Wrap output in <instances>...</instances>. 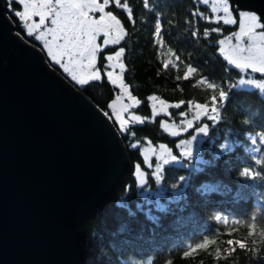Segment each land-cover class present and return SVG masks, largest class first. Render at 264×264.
Listing matches in <instances>:
<instances>
[{
  "label": "trees",
  "instance_id": "1",
  "mask_svg": "<svg viewBox=\"0 0 264 264\" xmlns=\"http://www.w3.org/2000/svg\"><path fill=\"white\" fill-rule=\"evenodd\" d=\"M2 1L16 31L42 49L39 42L25 34L14 15L13 11L21 9V6L13 3L9 9L7 0ZM230 2L234 16L239 19L236 5ZM131 6L134 8L135 25H129L120 10H110L120 16L130 33L121 45L127 49L125 81L142 101L132 111L149 117L150 121L149 95L155 94L169 102L188 99L206 102L211 95H218V92L207 90L206 85L197 83L202 79L221 85L227 98L217 101L221 113L218 123L202 121L210 127L200 144V161L193 165L191 161H184L180 165L166 166L167 176L161 185H156L150 177L146 188L137 187L134 165L140 163L142 169L150 174L151 169L143 164L148 140L152 141L151 145L168 144L170 147L178 142L177 138L160 129L161 120L169 118L161 113L155 123L134 125L135 138L121 133L133 170L115 200L105 209L98 210L97 216L83 226L85 249L89 256L86 264H264V237L260 235L264 231V164L256 165L252 159L264 156V145L259 142L253 145L250 139V135L256 136L259 141L257 134L264 133V93L251 86L229 88L241 74L230 68L219 52L215 43L222 38L219 34L203 37L205 28L222 27L223 35H229L238 30V25H217L203 20L195 26L190 24L194 11L212 15L210 5L200 4L198 0H150L151 10L143 7V0H131ZM157 20L162 23L165 36V44L159 48L153 38ZM194 27L200 30L198 37L192 34ZM168 48L177 52L181 61L175 69L170 67L165 71L161 65L170 58ZM114 50L110 48L107 51ZM100 63H103L102 58ZM49 64L63 73L55 64ZM186 65L197 68L187 81L182 79ZM254 75L260 79L258 74ZM177 76L181 79L177 80ZM66 78L103 111L107 110V104L115 93L106 80L85 89ZM186 109L187 105L180 110L169 108L168 112L172 114L169 121L178 123V111ZM191 135H195V131L182 133L179 138L190 139ZM137 141H140L138 147L131 148L130 144ZM223 143L229 144L230 150L221 151L219 145ZM257 147L262 151H253ZM175 152L178 153L179 149ZM244 167L259 171L261 176H240ZM181 175L186 177L185 181L177 189L171 188V184L179 182ZM155 191L159 196L153 195ZM253 217L256 218V227L250 230L248 223ZM224 220L230 223L225 225ZM233 221L241 223L235 225ZM229 238L241 239L254 252L237 249L226 255L225 241ZM205 239L216 243L187 257L183 255L189 246L194 247Z\"/></svg>",
  "mask_w": 264,
  "mask_h": 264
},
{
  "label": "water",
  "instance_id": "2",
  "mask_svg": "<svg viewBox=\"0 0 264 264\" xmlns=\"http://www.w3.org/2000/svg\"><path fill=\"white\" fill-rule=\"evenodd\" d=\"M231 1L264 20V0ZM102 112L16 31L0 0V264H86L83 226L133 170Z\"/></svg>",
  "mask_w": 264,
  "mask_h": 264
},
{
  "label": "snow or ice",
  "instance_id": "3",
  "mask_svg": "<svg viewBox=\"0 0 264 264\" xmlns=\"http://www.w3.org/2000/svg\"><path fill=\"white\" fill-rule=\"evenodd\" d=\"M9 9L13 3H17L22 10H14V15L19 19L25 34L39 42L45 54L52 62L62 69V71L79 87L87 89L90 85L103 83L105 80L113 86L114 98L107 104V110L101 114L108 120H111L122 134L135 138L136 132L132 131L134 125H143L146 122L155 123L157 115L163 113L169 119L161 120L160 129L178 142L170 147L168 144H160L157 148L151 147L152 141L148 140V148L144 149L145 156L143 164L148 169H152L149 174L142 171V165H134V174L136 176V186L146 188L149 185L150 177L154 179L156 185H161L167 176L166 166L180 165L184 161H192L194 158V142L198 140L199 135H208L210 125L203 123V120L218 123L221 118L218 100L226 99L227 93L221 85L208 80H199L198 84L206 85L210 92H218V95H211L206 102H198L192 99L169 102L153 94L147 97L152 109L151 120L149 117L136 114L135 109L142 104V101L133 94L131 86L125 81V74L128 71L125 63L126 46H121L130 33L125 26L124 21L110 10L115 8L120 10L129 25L136 24L134 8L131 6V0H7ZM200 4L212 5V15H205L203 11H194L191 15L190 24L194 26L203 20L217 25L234 26L238 25V30L229 35H223L222 27H212L203 29V37L210 38L212 34H219L215 43L219 52L230 68L238 70L241 74L240 79L229 88L252 86L264 93V20L255 12L239 11V19L233 14V8L230 0H198ZM143 7L150 9V0H143ZM193 36L198 37L200 30L194 27ZM153 38L157 47H163L165 36L163 34L162 23L157 20L155 23ZM114 51H107L108 49ZM170 56L164 60L161 67L167 71L170 67L175 69L181 57L171 48L167 49ZM103 63L101 64L100 61ZM197 68L191 65L185 66L182 79L187 81ZM254 74H258L257 79ZM177 80L181 77L177 76ZM125 100L128 103H125ZM157 102L159 111H157ZM187 105V109L178 111L179 122L172 119V114L168 112L169 108L176 110L182 109ZM191 118H188V117ZM195 131L190 139L179 138L182 133ZM259 135V141L256 136H251L253 145H264V133ZM140 141L131 143L130 147L136 149ZM221 151L230 150L227 143L219 145ZM179 149V152H175ZM253 151L261 152L257 147ZM151 153V156L147 153ZM154 157V160H153ZM256 165L264 164V156L261 158L253 157ZM190 166V165H189ZM240 176L245 178H256L261 176L259 171L251 167H244L240 171ZM185 176L178 178V183L171 184V188L177 189L180 183L184 182ZM179 194V193H176ZM256 218L248 223V228L254 229ZM225 225L229 224L224 220ZM239 225L241 221H233ZM251 234V231L249 232ZM264 237V231L260 233ZM216 243L215 240L205 239L203 243L189 246V250L184 251L185 257L198 249L207 248L210 244ZM227 247L224 249L226 255L233 254L237 249L253 251L241 239H227ZM236 247L233 248L232 246ZM219 249L217 252L219 253Z\"/></svg>",
  "mask_w": 264,
  "mask_h": 264
},
{
  "label": "rangeland",
  "instance_id": "4",
  "mask_svg": "<svg viewBox=\"0 0 264 264\" xmlns=\"http://www.w3.org/2000/svg\"><path fill=\"white\" fill-rule=\"evenodd\" d=\"M210 5V7H211V9H212V5H211V3L209 4ZM19 10H22V7H21V9H19ZM239 11H245V10H241V9H239ZM14 12V11H13ZM250 12V11H249ZM233 14H235V12L233 11ZM18 19V18H17ZM19 20V19H18ZM20 22V21H19ZM15 24V23H14ZM21 24V23H20ZM26 40V39H25ZM28 42H30L29 40H28ZM32 43V42H31ZM44 51V50H43ZM45 53V52H44ZM45 57H46V59H47V61H49V63H52V64H54V62H52L51 60H50V58L45 54ZM52 66V65H51ZM53 67V66H52ZM60 68V67H59ZM56 69V68H55ZM61 75H63L64 77L66 76V77H68L63 71H62V69L60 68V70L63 72V73H61L58 69H56ZM65 77V78H66ZM69 78V77H68ZM67 79V78H66ZM70 79V78H69ZM68 80V79H67ZM71 80V79H70ZM72 81V80H71ZM252 87V86H251ZM127 103H128V101L127 100H125ZM157 111H159V105H158V102H157ZM169 124H172V121H169ZM196 134V133H195ZM204 136L205 135H199L198 136V140L196 141V142H194V145H193V147H194V158H193V160L191 161V165H193L194 163L196 164V163H198V161H200V144H201V141L203 140V138H204ZM149 147V145L148 146H146L144 149H146V148H148ZM151 147H153V148H157L158 147V145H151ZM147 155H149V156H151V153L149 152V153H147ZM144 156H145V152H144ZM153 160H154V157H153ZM142 171H145V170H143L142 169ZM151 171H152V169H151ZM151 173V172H150ZM153 195H157V196H159V193L158 192H153Z\"/></svg>",
  "mask_w": 264,
  "mask_h": 264
}]
</instances>
